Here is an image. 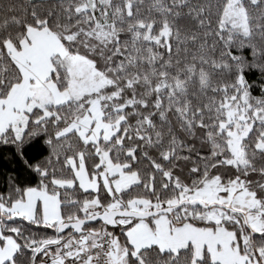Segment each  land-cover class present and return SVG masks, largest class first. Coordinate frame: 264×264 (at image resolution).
I'll use <instances>...</instances> for the list:
<instances>
[{"label": "snow or ice", "instance_id": "1", "mask_svg": "<svg viewBox=\"0 0 264 264\" xmlns=\"http://www.w3.org/2000/svg\"><path fill=\"white\" fill-rule=\"evenodd\" d=\"M0 264H264V0H0Z\"/></svg>", "mask_w": 264, "mask_h": 264}]
</instances>
